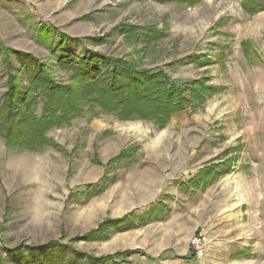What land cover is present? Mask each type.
<instances>
[{
    "label": "rangeland",
    "instance_id": "374dc122",
    "mask_svg": "<svg viewBox=\"0 0 264 264\" xmlns=\"http://www.w3.org/2000/svg\"><path fill=\"white\" fill-rule=\"evenodd\" d=\"M63 36L69 39L60 50ZM248 39L264 59V11L249 16L241 1L191 7L163 0H0V103L11 78L30 89L37 61L68 84L72 73L58 61L89 51L163 70L179 86L206 79L222 89L162 130L87 112L71 127L51 130L53 146L40 152L0 138V264H21L24 256L26 264H38L29 248L52 242L98 258L137 250L122 264H164L168 249L189 251L181 264H264V66L247 63L241 42ZM22 55L34 59L25 66ZM130 148L137 149L132 161L113 162ZM218 164L226 174L207 189L181 191V183ZM141 176L156 187L141 193ZM154 207L158 218L149 222L143 215ZM132 213L131 229L112 223ZM200 234L209 245L197 259L192 241ZM15 249H23L22 258Z\"/></svg>",
    "mask_w": 264,
    "mask_h": 264
},
{
    "label": "trees",
    "instance_id": "16d2710c",
    "mask_svg": "<svg viewBox=\"0 0 264 264\" xmlns=\"http://www.w3.org/2000/svg\"><path fill=\"white\" fill-rule=\"evenodd\" d=\"M163 1L180 2L193 7L204 0ZM231 1H241L243 11L249 16L264 11V0ZM155 35L156 31H153L147 37L151 39ZM63 39L62 44L58 46L60 50L69 37L63 36ZM74 41L77 44L82 42L77 39ZM241 47L251 67L264 66V59L251 40L242 41ZM89 53L90 56L85 58L69 53L58 61L60 69L72 73L68 84L59 83L40 61H37V64L41 69L30 78L29 90L24 91L18 79L11 78L9 90L0 103V138L6 141V145L40 152L53 146V141L48 136L51 130L71 127L75 120L87 112L95 118L112 115L121 122H152L162 130L169 125L173 116L188 108L196 112L208 98L222 91L220 87L209 85L206 79L179 86L163 70L154 72L140 69L125 59L108 57L95 51ZM22 58L24 63L26 62L25 66L34 59L31 55H22ZM207 63L209 62H205V65H209ZM100 64L106 65V68L101 69ZM40 96L43 108L38 116L34 108ZM136 152V148H130L113 162L123 159L132 161ZM221 167L222 164L203 168L194 178L181 183L180 188L191 186L197 190L207 189L226 174L219 171ZM94 186L88 185L87 188L92 189ZM133 216L134 213L112 223L121 230L131 229L135 225ZM143 218L149 222L157 219L158 207L150 209ZM95 234L97 232H93L91 236ZM29 252L32 257H36L38 264H122L120 259L127 260L135 255L137 250L98 258L52 242L45 246L31 247ZM11 253L16 258H22L23 249H15ZM27 261L28 258L24 256L21 264H26Z\"/></svg>",
    "mask_w": 264,
    "mask_h": 264
},
{
    "label": "crops",
    "instance_id": "0c3cea01",
    "mask_svg": "<svg viewBox=\"0 0 264 264\" xmlns=\"http://www.w3.org/2000/svg\"><path fill=\"white\" fill-rule=\"evenodd\" d=\"M246 61H247V59H246ZM261 66H263V65H261ZM179 188H180V185H179ZM180 189H182L181 191H183V188H180ZM194 190H197V189H194ZM188 257H190L189 251L186 249H184L182 251L175 250V249H168L165 253L164 261H162V262L164 264H181V263H183V260L188 259ZM191 264H196V263L194 261H192Z\"/></svg>",
    "mask_w": 264,
    "mask_h": 264
},
{
    "label": "built area",
    "instance_id": "2783aa9c",
    "mask_svg": "<svg viewBox=\"0 0 264 264\" xmlns=\"http://www.w3.org/2000/svg\"><path fill=\"white\" fill-rule=\"evenodd\" d=\"M201 239L204 241H202ZM192 242H193V247H194L193 254L196 256L197 259H202L206 254L207 246L209 245V242L206 241V238L202 234H200L198 238L196 237L193 238Z\"/></svg>",
    "mask_w": 264,
    "mask_h": 264
},
{
    "label": "bare ground",
    "instance_id": "6f19581e",
    "mask_svg": "<svg viewBox=\"0 0 264 264\" xmlns=\"http://www.w3.org/2000/svg\"><path fill=\"white\" fill-rule=\"evenodd\" d=\"M148 172V171H147ZM141 180H140V182H139V185H141V187L138 185V187H139V189H140V192L142 193V192H145V191H151L152 190V188H155L156 187V185H157V183L155 182L154 184H152L151 185V187H150V183H148L147 182V180L145 179V177L144 176H141V178H140ZM142 188V189H141ZM144 196L141 194V195H139V200L140 201H143L144 199ZM129 201V200H128Z\"/></svg>",
    "mask_w": 264,
    "mask_h": 264
}]
</instances>
